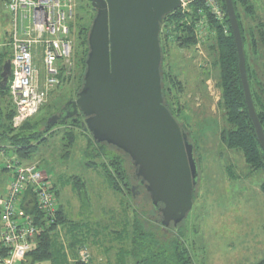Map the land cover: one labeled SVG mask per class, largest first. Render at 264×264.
Segmentation results:
<instances>
[{"label":"rangeland","instance_id":"1","mask_svg":"<svg viewBox=\"0 0 264 264\" xmlns=\"http://www.w3.org/2000/svg\"><path fill=\"white\" fill-rule=\"evenodd\" d=\"M69 2L72 6L69 22L74 72L49 92L45 103L31 117L29 125L40 132V137L31 139L34 150L28 160H22L13 152L10 140L12 135L22 131L21 126L11 125L13 131L10 134L3 131L14 107L9 92L0 90L1 116L6 115L0 124L2 184L6 187L5 157L11 154L10 151L21 161L38 163L39 169L50 176L65 217L64 224L60 225V228L64 225L62 232L58 230L51 236L55 240L57 263L85 243L91 264H136L138 257L131 251L130 242L134 211L136 206L144 205L149 195L145 196V189L138 185L130 158L122 154L128 180H117L120 188L116 190L109 176L108 161L113 152L109 148H106L107 152L101 149L89 132L83 130L81 118L44 130L47 118L68 100L75 99L80 88L84 49L81 30L82 26L91 24L95 14L90 0ZM250 2L252 11L237 6L246 30L250 23L264 21V0ZM12 32L13 14L0 0V53H8L2 64L11 57ZM191 33L194 43L187 48L179 47L177 42L161 41L162 73L180 82V89H173L169 94L168 105L193 144L198 166L193 206L180 222V236L196 264H256L264 258V192L261 189L264 167L252 168L240 149L230 148L221 140V133L229 125L219 104L218 53L210 49L208 42L195 44L194 31ZM245 49L252 74L264 80V55L252 54L248 39ZM39 59L37 57L36 61L42 70ZM14 264H28V261L25 258ZM35 264L50 262L45 260Z\"/></svg>","mask_w":264,"mask_h":264},{"label":"water","instance_id":"2","mask_svg":"<svg viewBox=\"0 0 264 264\" xmlns=\"http://www.w3.org/2000/svg\"><path fill=\"white\" fill-rule=\"evenodd\" d=\"M95 12L87 34L82 86L75 99L49 116L45 127L82 116L81 127L97 143L125 153L134 176L160 213L163 227L177 226L193 206L198 166L194 147L164 104L160 28L179 0H90ZM234 38L250 120L264 151V133L246 76L245 56L232 0H224ZM11 73L2 64L1 85ZM69 109L61 114L65 108ZM134 187H132L133 191Z\"/></svg>","mask_w":264,"mask_h":264},{"label":"built area","instance_id":"3","mask_svg":"<svg viewBox=\"0 0 264 264\" xmlns=\"http://www.w3.org/2000/svg\"><path fill=\"white\" fill-rule=\"evenodd\" d=\"M3 1L13 14L7 86L14 107L12 125L19 127L37 114L52 89L73 75L72 6L69 0ZM179 1L177 9L186 25L193 24L195 44L214 34L207 16L227 31L222 0ZM196 12L200 17L193 23ZM5 170L10 178L0 195V264H14L25 259L36 237L56 221L59 205L53 181L38 163L21 161L11 153L5 157ZM79 258L88 262V250L81 248Z\"/></svg>","mask_w":264,"mask_h":264},{"label":"trees","instance_id":"4","mask_svg":"<svg viewBox=\"0 0 264 264\" xmlns=\"http://www.w3.org/2000/svg\"><path fill=\"white\" fill-rule=\"evenodd\" d=\"M249 2L250 0H232L242 38L246 76L251 99L264 133V80L259 79L257 76L252 74L245 49V41L248 39L252 54H261V56L264 55V21H255L254 23H250L246 30V27L241 21L240 14L237 10V6L239 4L243 7L244 11H252L250 6L252 3ZM222 6L225 10L224 0H222ZM199 7L204 8L203 6ZM195 16L196 18L193 23H195V20L199 19L200 14L196 12L191 16V19ZM183 18L184 16L178 9L163 16L159 35L160 45L161 41L164 43L177 42L176 44L179 47L187 48L194 43V38L192 37L193 35L191 36L193 24L186 25ZM207 19L215 36L211 35L207 37L206 42L210 44L211 50L217 51L218 53L217 60L218 67L220 69L218 80L221 91L219 104L224 110L225 120L229 125V128L221 133V140L230 148L240 149L244 160L252 168H262L264 167V151L258 142L255 129L247 111L238 67L237 50L228 18L226 16V19L223 21V25H226L227 28L226 32L213 18L207 16ZM89 27L90 25L87 27L82 26L81 30L84 49L82 50L83 57L81 59L83 70H81L82 72L80 74V87L82 85V78L85 71V59L88 51L87 34ZM7 55V51L0 53V72L2 62ZM162 66L163 60L161 65V77L164 104L169 108L170 112L174 116V111L168 105V96L173 92V89H180V82L167 73L163 74ZM262 69L264 71V59L262 61ZM0 90L2 92L8 91L7 85H0ZM13 115L14 110L12 109V112H10L8 116L7 125L3 124L6 125L5 127L3 126V131H5L6 134H10L13 131L11 126ZM30 119L26 120L21 125V132L18 134L15 133L10 137L13 152L22 160H28L34 150V145H31V139H38L40 137V132L32 129V125H29ZM180 126L183 129L182 125ZM47 129L49 128L45 127L44 130ZM183 131L186 132L184 129ZM98 144L104 151H106V148L107 150L109 148L110 151L113 152V154L108 152L113 155L108 161L111 168H108L109 171L111 170L109 176L112 181V187L117 190L118 187L120 188V185L116 183L117 180L120 182H127L128 180V174L123 168L125 161L122 157V154H126L105 143ZM118 152L121 154H118ZM261 189L264 192V182L261 185ZM144 193L145 196L148 197V193L145 192V190ZM32 209L35 210V208ZM134 213L135 219L130 242L132 244L131 251L134 256L138 257L136 264H196L190 250L186 246V243H184L181 239V223H179L180 225L178 224L176 232L171 225L170 226L172 228L163 227L160 224L159 218H157L160 216V213L154 209L150 203L149 197L144 205H139V208L136 206ZM152 215L154 216L150 217ZM64 221L65 217L62 209L59 208L56 215V221L50 227L44 229V231L36 237V242L33 244L34 246H32L28 251L25 257L28 264L40 263L45 260H48L50 264H68L67 256L63 257L62 260L57 263L58 261L55 258V250L57 249H54L55 240L51 237L52 234L57 231V226L63 224ZM81 246H86V244L83 243ZM72 264H91V259L86 263L77 260L72 262ZM256 264H264V258Z\"/></svg>","mask_w":264,"mask_h":264},{"label":"crops","instance_id":"5","mask_svg":"<svg viewBox=\"0 0 264 264\" xmlns=\"http://www.w3.org/2000/svg\"><path fill=\"white\" fill-rule=\"evenodd\" d=\"M39 69H40V74H41V68L40 66H38ZM2 70V69H1ZM1 73V72H0ZM4 115L1 116V111H0V124L2 123L1 121V118L3 117ZM6 115L3 117V119H5ZM0 129H2V126H0ZM5 141V140H4ZM1 144H3V141H0ZM5 144L8 143L7 141L4 142ZM9 153H12L11 151ZM2 156V152L0 151V163H2V159H3V156ZM3 170V169H1ZM1 170H0V195L3 194V192L5 191V186H3L2 182H3V176H2V173H1ZM4 171V170H3ZM7 173V179H6V186H7V183H8V180L10 178V174L8 171H5ZM54 184V183H53ZM5 187V188H4ZM60 206V205H59ZM60 208L62 209V207L60 206ZM65 222V221H64ZM63 222V224H64ZM64 226V225H63ZM63 226L60 228V225L57 226V231L60 230L62 232L63 230ZM82 247V246H81ZM80 246L76 249L75 252H73L72 254H68L67 255V259H68V264H72V262L74 261H77L79 260L80 261V258H79V250L81 248ZM86 249H88V247L84 246ZM82 262V261H81Z\"/></svg>","mask_w":264,"mask_h":264},{"label":"flooded vegetation","instance_id":"6","mask_svg":"<svg viewBox=\"0 0 264 264\" xmlns=\"http://www.w3.org/2000/svg\"><path fill=\"white\" fill-rule=\"evenodd\" d=\"M94 13H95V12H94ZM81 86H82V85H81ZM75 96H76V95H75ZM61 107H62V106H61ZM61 107H60V108H61ZM69 107H70V105H68V106L65 108V110H63V112H61V114H64V112L67 111V110L69 109ZM60 108H59V109H60ZM57 111H58V110H57ZM56 113H57V112H56ZM56 113H55V114H56ZM74 118H75V117L68 118V119H66L65 121L61 122V123H65V122H67L68 120H72V121H73ZM80 118L83 119V117L80 115V116H78L75 120L80 119ZM50 127H52V126H50ZM50 127H48V128H50ZM134 177H135V176H134ZM135 178H137V177H135ZM137 179H138V178H137ZM138 185H140V186H142V188H144L143 185H141V184H138Z\"/></svg>","mask_w":264,"mask_h":264}]
</instances>
